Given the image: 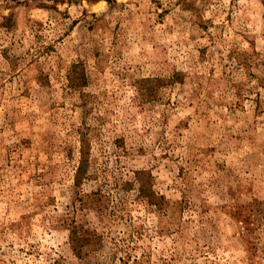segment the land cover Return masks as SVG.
Returning <instances> with one entry per match:
<instances>
[{"label":"rangeland","instance_id":"obj_1","mask_svg":"<svg viewBox=\"0 0 264 264\" xmlns=\"http://www.w3.org/2000/svg\"><path fill=\"white\" fill-rule=\"evenodd\" d=\"M0 264H264L262 0H0Z\"/></svg>","mask_w":264,"mask_h":264},{"label":"trees","instance_id":"obj_2","mask_svg":"<svg viewBox=\"0 0 264 264\" xmlns=\"http://www.w3.org/2000/svg\"><path fill=\"white\" fill-rule=\"evenodd\" d=\"M69 1V0H68ZM88 2H92V3H96V2H99V1H105L107 3H112L114 2L115 0H86ZM263 4H264V0H262ZM78 65H73L71 67V70H70V75H69V78H68V83H69V87L72 89V90H79L80 88H83L86 86V83H87V78L85 76V73L83 70H79L78 69ZM81 149H80V162H79V165H78V168H77V171H76V175H75V181L76 183L78 184L82 178V176L84 175L85 173V169H86V166H87V160H86V154H87V148H86V143L84 142V140L81 141ZM142 182H140V188H139V191H140V194L145 197L147 199V201L149 203H151V199H152V194L150 192L146 193L145 191V185L144 184H141Z\"/></svg>","mask_w":264,"mask_h":264}]
</instances>
